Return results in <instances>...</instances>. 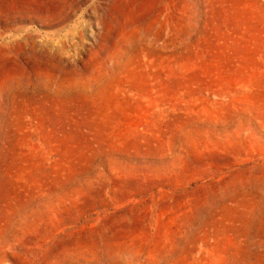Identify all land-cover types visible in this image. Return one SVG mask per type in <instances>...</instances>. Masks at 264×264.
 <instances>
[{"label": "rangeland", "instance_id": "rangeland-1", "mask_svg": "<svg viewBox=\"0 0 264 264\" xmlns=\"http://www.w3.org/2000/svg\"><path fill=\"white\" fill-rule=\"evenodd\" d=\"M0 264H264V0H0Z\"/></svg>", "mask_w": 264, "mask_h": 264}]
</instances>
